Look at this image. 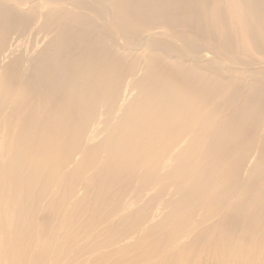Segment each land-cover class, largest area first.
<instances>
[{
	"label": "bare ground",
	"instance_id": "1",
	"mask_svg": "<svg viewBox=\"0 0 264 264\" xmlns=\"http://www.w3.org/2000/svg\"><path fill=\"white\" fill-rule=\"evenodd\" d=\"M262 65L264 0H0V264L264 263Z\"/></svg>",
	"mask_w": 264,
	"mask_h": 264
},
{
	"label": "rangeland",
	"instance_id": "2",
	"mask_svg": "<svg viewBox=\"0 0 264 264\" xmlns=\"http://www.w3.org/2000/svg\"><path fill=\"white\" fill-rule=\"evenodd\" d=\"M222 6H224V4H222ZM227 24L230 26V28L232 29V30H237V28H238V25L236 24V23H234L233 22V20H232V18L231 17H229L228 18V20H227ZM221 23L219 22V21H217V22H215V23H213V25H212V33L217 37V42H222V41H224V35L222 34V30H221ZM236 28V29H235ZM216 31V32H215ZM234 34V36H235V38H236V41L240 44V45H242V47L245 45V44H247L248 42H249V39L247 38V34H240V32L239 31H237V32H234L233 33ZM220 35H222V36H220ZM240 35H242L241 37H240ZM241 38V39H240ZM243 39H244V41H243ZM246 39H247V42H245L246 41ZM241 42H243V43H241ZM244 42H245V44H244ZM232 43V41L230 42V44ZM231 46V45H230ZM217 54L219 55V57L221 58V59H224V60H226L227 62H231L232 64H234L235 63V60H237V58H241V59H246V61H248L247 60V58H245V55H243L242 56V54L239 52V51H237V46H236V50L235 49H233V48H231V50L229 51V52H222V51H220V50H218V52H217ZM253 54V53H252ZM253 56H255V55H253ZM235 65V64H234ZM262 66H264V65H262ZM255 68H257V67H259V66H254ZM253 67V68H254ZM252 68V69H253ZM263 68V67H262ZM243 78H246L245 76H243ZM253 156V155H252ZM254 157V156H253ZM106 251H108V250H102V252H106ZM260 257H264V253L263 254H261V256ZM62 258V257H61ZM60 258V259H61ZM259 264H264L263 262H260Z\"/></svg>",
	"mask_w": 264,
	"mask_h": 264
}]
</instances>
